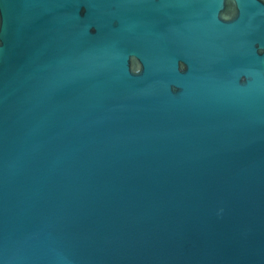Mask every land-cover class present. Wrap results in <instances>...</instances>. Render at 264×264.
<instances>
[{
	"label": "water",
	"instance_id": "obj_1",
	"mask_svg": "<svg viewBox=\"0 0 264 264\" xmlns=\"http://www.w3.org/2000/svg\"><path fill=\"white\" fill-rule=\"evenodd\" d=\"M0 264H264V0H0Z\"/></svg>",
	"mask_w": 264,
	"mask_h": 264
}]
</instances>
